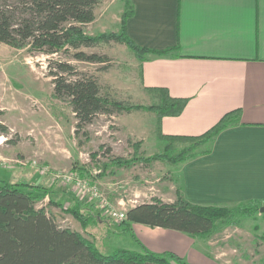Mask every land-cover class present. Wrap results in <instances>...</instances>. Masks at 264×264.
<instances>
[{
    "label": "rangeland",
    "instance_id": "rangeland-1",
    "mask_svg": "<svg viewBox=\"0 0 264 264\" xmlns=\"http://www.w3.org/2000/svg\"><path fill=\"white\" fill-rule=\"evenodd\" d=\"M125 1L100 0L95 10L96 18L86 26V33L96 36L118 32ZM84 50L108 57L106 63L72 62L79 70L95 75L102 92L126 103H153L151 95L141 85V61L125 44L111 40ZM52 56L29 53L0 43V184L2 181H24L45 187L41 182L48 185L51 180L57 189H61L59 193L68 186L75 190V197L82 203L96 202L72 185L40 172L42 167H47L58 173L86 170L88 173H84V177L94 182L101 195L118 210L155 199L176 197V164L163 159L144 160L162 152L165 145V141L158 138L163 146L150 143L153 141L151 137H155L149 122L153 111L135 109L128 113L99 114L75 134L76 120L68 103L52 96L51 78L46 68L47 60ZM138 122L144 124L143 130L135 128L134 123ZM138 138L147 142L146 148L137 145ZM181 147L182 144H175L176 150ZM114 158L129 162L121 166L123 170L119 168L115 173L117 166L110 162ZM99 169L101 172L97 174ZM32 177L36 179L32 180ZM164 188L166 190L161 192L160 189ZM61 197L48 198L58 201L59 206L51 205L45 199L36 206L45 203V211L59 225L80 232L104 255L115 249L141 251L142 247H147L155 252H175L187 264H264L263 225L260 218H256L264 212L240 218L236 225L222 227L207 238H194V244L185 248L176 238L174 242L168 236L161 238L160 234L155 237L145 233L141 224H131L129 230L122 233L120 222L102 212L103 222L84 231L73 216L62 209L66 202ZM120 199L124 202L122 209L117 207ZM159 231L168 234L165 229ZM176 233L183 239L192 238Z\"/></svg>",
    "mask_w": 264,
    "mask_h": 264
},
{
    "label": "trees",
    "instance_id": "trees-1",
    "mask_svg": "<svg viewBox=\"0 0 264 264\" xmlns=\"http://www.w3.org/2000/svg\"><path fill=\"white\" fill-rule=\"evenodd\" d=\"M99 3L100 0H0V43L25 49L29 53L59 55L47 60V75L51 78L52 96L66 101L74 114L75 134L99 114L112 115L143 109L155 113L156 137L165 141L162 152L146 157L145 161L163 159L179 164L208 153L210 148L206 145L219 132L237 123L240 116L238 109L223 114L200 135H164L160 129L161 119L180 115L188 98L171 97L164 87H145L143 89L151 95L152 104L126 103L110 98L102 92L95 75L79 70L72 63H106L108 57L105 54L87 52L84 48L111 40L125 44L141 64L148 54L167 56L173 50L147 49L129 38L126 19L133 14L129 1L124 3L118 32L96 36L87 34L86 26L95 20ZM176 143L182 144L178 150ZM137 145L140 146V141ZM110 162L121 167L129 160L114 158ZM84 173L87 175L88 172L82 170L79 174L85 176ZM49 190L46 186L24 181L1 182L0 264H187L174 252L157 253L144 247L141 251L115 249L108 255L102 254L93 241L76 230L59 225L43 206H36L49 195ZM49 204L59 206L51 198ZM262 205L255 199L231 206L195 204L185 200L177 189L172 202L155 199L126 209L125 220L119 226H123L122 233L129 230L131 224H141L204 239L222 227L236 225L240 218L257 215ZM80 207L81 204L76 203L62 209L70 213L86 231L96 221V216L101 218V212L94 214V219L91 213ZM261 237L264 238V235Z\"/></svg>",
    "mask_w": 264,
    "mask_h": 264
},
{
    "label": "crops",
    "instance_id": "crops-1",
    "mask_svg": "<svg viewBox=\"0 0 264 264\" xmlns=\"http://www.w3.org/2000/svg\"><path fill=\"white\" fill-rule=\"evenodd\" d=\"M127 1L133 7V14L126 19L129 38L147 49H173L167 56H146L141 64L142 87H164L171 97L188 98L180 115L161 119L162 134L200 135L226 112L240 111L237 123L206 145L208 153L176 164L175 182L183 198L201 205L231 206L250 199L264 205V0ZM149 122L156 137L154 112ZM134 124L136 129H144V124ZM155 137L150 143L163 146ZM138 141L141 149L147 147L144 139ZM41 183L50 189L45 201L59 195L66 202L64 208L73 202L93 218L97 212L104 214L96 203H82L68 186L59 193L61 189L51 180L49 186ZM122 205L120 199L117 207L122 209ZM102 218L96 216L94 223L103 222ZM256 218L264 227V214ZM141 228L155 237L168 236L174 242L176 238L185 248L195 241L183 239L174 230L165 229L166 234L160 228Z\"/></svg>",
    "mask_w": 264,
    "mask_h": 264
},
{
    "label": "built area",
    "instance_id": "built-area-1",
    "mask_svg": "<svg viewBox=\"0 0 264 264\" xmlns=\"http://www.w3.org/2000/svg\"><path fill=\"white\" fill-rule=\"evenodd\" d=\"M40 172L51 174L52 177L60 179L67 185H72L74 188L87 195L89 200L96 201L95 203L97 204L98 208L113 221L122 222L125 220V210H118L115 208L106 197L101 195L99 189L94 186V182L80 175L78 172L72 170L59 173L51 172L47 167H42Z\"/></svg>",
    "mask_w": 264,
    "mask_h": 264
},
{
    "label": "water",
    "instance_id": "water-1",
    "mask_svg": "<svg viewBox=\"0 0 264 264\" xmlns=\"http://www.w3.org/2000/svg\"><path fill=\"white\" fill-rule=\"evenodd\" d=\"M263 212H264V205L259 208V213H263Z\"/></svg>",
    "mask_w": 264,
    "mask_h": 264
}]
</instances>
